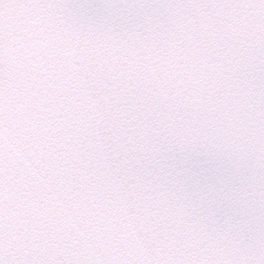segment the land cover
I'll list each match as a JSON object with an SVG mask.
<instances>
[{"label": "snow or ice", "instance_id": "obj_1", "mask_svg": "<svg viewBox=\"0 0 264 264\" xmlns=\"http://www.w3.org/2000/svg\"><path fill=\"white\" fill-rule=\"evenodd\" d=\"M0 264H264V0H0Z\"/></svg>", "mask_w": 264, "mask_h": 264}]
</instances>
